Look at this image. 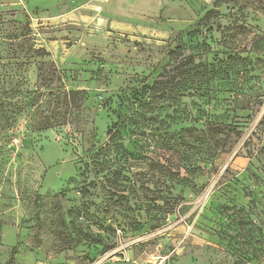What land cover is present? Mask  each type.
<instances>
[{
	"label": "rangeland",
	"instance_id": "rangeland-1",
	"mask_svg": "<svg viewBox=\"0 0 264 264\" xmlns=\"http://www.w3.org/2000/svg\"><path fill=\"white\" fill-rule=\"evenodd\" d=\"M174 47L213 77L138 109L96 174L86 155L107 141L116 96ZM70 89L86 93L72 123L44 128ZM209 122L225 134L211 139ZM154 253L264 261V0H0V264Z\"/></svg>",
	"mask_w": 264,
	"mask_h": 264
},
{
	"label": "trees",
	"instance_id": "trees-1",
	"mask_svg": "<svg viewBox=\"0 0 264 264\" xmlns=\"http://www.w3.org/2000/svg\"><path fill=\"white\" fill-rule=\"evenodd\" d=\"M208 13L206 14V17ZM171 41H169V44ZM168 61L163 66L154 67L153 72L158 73L152 77L151 72L149 75L137 78L134 83L124 89H121L117 97V108L112 110L114 120L107 128V141L101 146H92L86 155V164L92 167L96 174H100L103 170V162L95 163L96 160L107 156L110 150H124L122 130L129 125H133V115L136 114L138 109L147 107L150 111L146 110L145 114L154 113L152 110H164L173 103V101L180 95V85L187 81H194L198 79L200 83L208 78L213 77V70L209 64L205 62H196L195 55L191 52L185 54L178 47L170 48L168 50ZM203 54L205 52L203 51ZM58 78V75H57ZM203 79H205L203 81ZM200 87V85H199ZM203 91L205 89L201 86ZM60 99V103L55 105V108H60L64 113H53L55 117L52 121H48L44 128H51L56 125H63L72 123L70 116L74 115L76 111L82 107L83 101L86 98V93L81 89L64 90L62 93H56ZM57 101V100H55ZM157 105L156 107L151 106ZM53 111H56L53 110ZM159 112H155L158 114ZM151 124H160L155 117L156 115H149ZM60 118V119H59ZM149 118V119H150ZM137 130L138 126L133 125ZM209 134L211 139L217 140L220 135L225 134V129L221 124L215 125V122H209ZM169 127L164 128L167 131ZM89 170V169H88ZM87 171V170H86ZM81 171V172H86ZM264 256H260L257 260L261 261Z\"/></svg>",
	"mask_w": 264,
	"mask_h": 264
},
{
	"label": "built area",
	"instance_id": "built-area-1",
	"mask_svg": "<svg viewBox=\"0 0 264 264\" xmlns=\"http://www.w3.org/2000/svg\"><path fill=\"white\" fill-rule=\"evenodd\" d=\"M166 260V257L164 255H159V254H151L147 258V263L150 264H162Z\"/></svg>",
	"mask_w": 264,
	"mask_h": 264
},
{
	"label": "crops",
	"instance_id": "crops-1",
	"mask_svg": "<svg viewBox=\"0 0 264 264\" xmlns=\"http://www.w3.org/2000/svg\"><path fill=\"white\" fill-rule=\"evenodd\" d=\"M260 264H264V261H263V262H261Z\"/></svg>",
	"mask_w": 264,
	"mask_h": 264
},
{
	"label": "water",
	"instance_id": "water-1",
	"mask_svg": "<svg viewBox=\"0 0 264 264\" xmlns=\"http://www.w3.org/2000/svg\"><path fill=\"white\" fill-rule=\"evenodd\" d=\"M146 264H150V263H146Z\"/></svg>",
	"mask_w": 264,
	"mask_h": 264
}]
</instances>
